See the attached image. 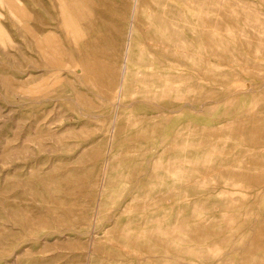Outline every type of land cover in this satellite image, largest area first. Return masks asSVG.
Instances as JSON below:
<instances>
[{"label":"rangeland","instance_id":"rangeland-1","mask_svg":"<svg viewBox=\"0 0 264 264\" xmlns=\"http://www.w3.org/2000/svg\"><path fill=\"white\" fill-rule=\"evenodd\" d=\"M0 264H264V0H0Z\"/></svg>","mask_w":264,"mask_h":264},{"label":"bare ground","instance_id":"bare-ground-1","mask_svg":"<svg viewBox=\"0 0 264 264\" xmlns=\"http://www.w3.org/2000/svg\"><path fill=\"white\" fill-rule=\"evenodd\" d=\"M138 1L139 0H137V3H138ZM133 6V5H132ZM136 15V9L133 11V16H135ZM131 45V37H130V39H129V44H128V47ZM126 49H127V47H126ZM125 73V72H124ZM123 73V74H124Z\"/></svg>","mask_w":264,"mask_h":264}]
</instances>
